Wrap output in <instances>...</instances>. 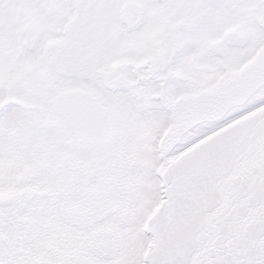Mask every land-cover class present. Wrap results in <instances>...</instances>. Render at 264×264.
I'll list each match as a JSON object with an SVG mask.
<instances>
[{"label":"snow or ice","instance_id":"snow-or-ice-1","mask_svg":"<svg viewBox=\"0 0 264 264\" xmlns=\"http://www.w3.org/2000/svg\"><path fill=\"white\" fill-rule=\"evenodd\" d=\"M0 264H264V0H0Z\"/></svg>","mask_w":264,"mask_h":264}]
</instances>
